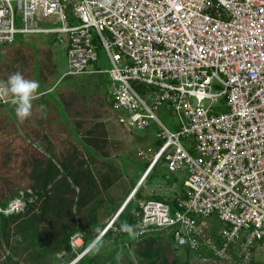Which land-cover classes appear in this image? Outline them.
<instances>
[{"label": "built area", "instance_id": "1", "mask_svg": "<svg viewBox=\"0 0 264 264\" xmlns=\"http://www.w3.org/2000/svg\"><path fill=\"white\" fill-rule=\"evenodd\" d=\"M34 34L66 45L65 75L108 76L121 128H156L131 195L155 170L187 173L183 195L137 200L118 228L129 197L89 248L110 231L167 232L188 252L251 262L264 247V0H0V44ZM26 205L18 196L0 214Z\"/></svg>", "mask_w": 264, "mask_h": 264}, {"label": "rangeland", "instance_id": "2", "mask_svg": "<svg viewBox=\"0 0 264 264\" xmlns=\"http://www.w3.org/2000/svg\"><path fill=\"white\" fill-rule=\"evenodd\" d=\"M20 42L0 45V81L19 71L26 79L38 82L39 88L32 114L24 121L17 118L11 103L0 106V201L8 204L24 196L31 211L26 205L18 213L4 214L11 220L8 228L0 231V264H80L85 255L93 264H264L262 246L249 263L239 262L236 256L226 262L209 253L201 256L176 247L167 232L133 241L123 239L118 246L106 242L92 251V243L84 246V240L74 247L73 234L69 233V243L64 245L63 225L77 228L75 233L81 232L83 239L95 235L97 240L133 196L146 169L137 150L153 144L156 128L147 132L121 128L108 101V76L64 75L66 56L61 45L56 46L57 55L52 34H37ZM104 62L102 68L108 67ZM159 116L166 123L163 111ZM50 157L59 173L47 184L41 175ZM87 170L93 177L90 186ZM186 174L178 171L167 178L155 170L123 214L128 215L142 198L171 202L180 197ZM75 175L83 177L80 188L73 183ZM44 191L51 204L69 201L72 210L58 216L52 208L32 230L23 229L21 222L41 216Z\"/></svg>", "mask_w": 264, "mask_h": 264}, {"label": "trees", "instance_id": "3", "mask_svg": "<svg viewBox=\"0 0 264 264\" xmlns=\"http://www.w3.org/2000/svg\"><path fill=\"white\" fill-rule=\"evenodd\" d=\"M58 173H59V171L56 168V166L54 165L53 159L50 157L48 159L47 163H46V170L43 172V174L41 176L44 177V179L46 180L45 182L48 184L51 179H53L54 177L57 176ZM86 173H87L86 176H87L88 186H90L91 183H92V179H93L92 173L89 170H87ZM82 179H83V177L81 175H75L74 182H73L75 184V187H79V188L81 187V181H82ZM90 188H92V187H90ZM43 195H44L43 197L45 198V201H44V204H43V212H42L41 216L34 215V217L32 216V221H24V222H21V225L20 226H22L23 229H26L27 228L29 230H32L34 228V224H39V222H41L43 219L46 218V214L45 213L47 211L52 212V208H53V210L56 211V215H58V216L59 215L61 216L62 214L69 213V210H72V204H70L69 201L67 202L65 200H60V202H56V203L55 202H52V204H51V200H50L51 197H49L48 192L44 191L43 192ZM27 196H29V195H27ZM152 199L163 200L161 198H152ZM26 202H27V199H26ZM82 203H83V198L79 202V204L81 205ZM172 204L174 205L173 202H172ZM70 205H71V207H70ZM0 206L2 208H5L7 206V203H3L2 201H0ZM28 207H29V204L27 205L26 208L28 209L27 211L30 212L31 211V208H28ZM124 211L120 214V216L118 217V219L115 222V226H117L118 228H121L126 223L132 222V216L130 214L131 211L129 212L128 215L123 214ZM19 216H18V218H19ZM13 217H15V216H13ZM10 220L4 214H0V231L1 232L2 231H5L8 228L9 221ZM94 222L95 221H94V216H93L92 223L94 224ZM91 228H92V226H91ZM63 229H65V236H64L62 242H63L64 245H68V243H69V236H70L69 233L74 234L77 231V228L63 225ZM95 239H96L95 238V235H92L90 237L89 236L84 237V239H83L84 240V246L85 245L86 246H89L91 243L94 242ZM123 239H127V240H130V241H133V240H135L137 238L135 236H130V235H126V234H118L117 232L110 231L106 235H104L102 238H100L93 245V247L91 248L90 251H92L93 249H96V248L102 246L106 242H111V243L115 244V246L116 245L118 246V244L121 243L120 241L123 240ZM188 253H192V252H188ZM80 264H93V263L90 262L89 258L86 257V255H85L83 257V259L81 260Z\"/></svg>", "mask_w": 264, "mask_h": 264}, {"label": "clouds", "instance_id": "4", "mask_svg": "<svg viewBox=\"0 0 264 264\" xmlns=\"http://www.w3.org/2000/svg\"><path fill=\"white\" fill-rule=\"evenodd\" d=\"M38 88V82L26 79L17 71L6 81H0V101L10 102L14 106L17 118L24 121L32 114Z\"/></svg>", "mask_w": 264, "mask_h": 264}, {"label": "crops", "instance_id": "5", "mask_svg": "<svg viewBox=\"0 0 264 264\" xmlns=\"http://www.w3.org/2000/svg\"><path fill=\"white\" fill-rule=\"evenodd\" d=\"M34 36H37V34H34V35H27V36H23V35H20L19 37H18V39H17V41L14 43V44H17V43H21L20 41L21 40H23V39H25V38H29V37H34ZM54 37V43H55V49L57 50V55H58V50H59V48L57 49L56 48V46L58 45V46H60L61 45V49L64 51V53H65V56H66V60H67V51H66V45L65 44H63V43H60V42H58L57 40H56V38H55V36H53ZM58 44H57V43ZM0 45H12V44H0ZM57 63H58V61H56ZM57 63H56V65H57ZM67 68H68V61H67ZM66 68V69H67ZM65 72H64V75H65V73L67 72V70H64ZM100 74V73H99ZM94 75H96V74H94ZM109 90H110V81H109V85H108V94H109ZM8 104H10V103H8ZM8 104H6V105H8ZM1 106H4V105H1ZM163 111V113H164V116H165V119H166V123L168 124V125H171V126H173V120H170L169 119V115L170 116H172L171 114H170V112L167 110V109H163L162 110ZM169 114V115H168ZM119 125V124H118ZM185 192V191H184ZM183 195V194H182Z\"/></svg>", "mask_w": 264, "mask_h": 264}]
</instances>
